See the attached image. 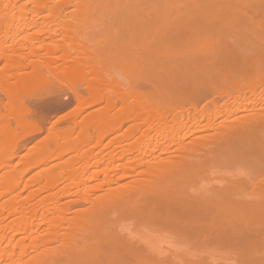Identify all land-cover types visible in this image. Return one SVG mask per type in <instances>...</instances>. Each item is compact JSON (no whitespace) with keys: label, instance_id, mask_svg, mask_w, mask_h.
<instances>
[{"label":"bare ground","instance_id":"obj_1","mask_svg":"<svg viewBox=\"0 0 264 264\" xmlns=\"http://www.w3.org/2000/svg\"><path fill=\"white\" fill-rule=\"evenodd\" d=\"M18 1L0 0V264L188 263L124 218L264 263V0Z\"/></svg>","mask_w":264,"mask_h":264},{"label":"rangeland","instance_id":"obj_2","mask_svg":"<svg viewBox=\"0 0 264 264\" xmlns=\"http://www.w3.org/2000/svg\"><path fill=\"white\" fill-rule=\"evenodd\" d=\"M28 1L27 2H26V0L18 1V3L16 2V4L19 5V3H21V2H26L27 6L30 7L31 6L29 4L30 1L29 2ZM49 1L50 2H48V3L50 5H53V4L57 5L58 3H61V0H49ZM70 3H71V5H74L73 3H76V2H75V0H71ZM15 8H16V5H15ZM68 9L69 8H66L65 12L68 13V11H70L71 8L69 10ZM14 11L16 12V9ZM48 21H49V18H48V20H45L46 23ZM1 24H2V22H1ZM86 35L92 36V34H90V33L86 34ZM81 37L83 38V34ZM115 69L117 72L114 71ZM115 69L113 71L116 74L114 72H112L115 74V77H117V75L118 76L120 75V77H122L123 74H121V71H119L121 68L119 70H117L118 67H116ZM125 76H127V74H125L124 77ZM65 110H66V108H61L56 113H59V115H60ZM56 113L52 112L50 115L53 116ZM28 175L29 174H27V176ZM25 176H24V178H27V176L26 177ZM63 184L64 183H61V185H63ZM63 199H65V197ZM104 214H105V216H108V217L111 216L112 217V213H110L109 211H105ZM133 226H134L133 220H131L129 218H124V221L122 223H120L121 229L127 230V232L129 231V234L134 235L138 238L139 237L144 238V236L147 235V233H148V236H151L150 240L148 241V244L150 246H152L153 248L154 247L158 248V246H160L161 249L163 250V252H165L166 256L169 257V259H171V257H174L177 259H188L189 261L186 264H239L238 261L231 254V249L229 247H226L223 245L205 244V243H201V242L196 243V246H191V245H189L188 240L180 238V237L171 236L169 233L154 232V231H149V230L147 231L145 228L135 227V226L133 227ZM56 243H57V240H54L48 246L51 248ZM3 245L4 244L2 243V247H3ZM262 264H264V263H262Z\"/></svg>","mask_w":264,"mask_h":264},{"label":"clouds","instance_id":"obj_3","mask_svg":"<svg viewBox=\"0 0 264 264\" xmlns=\"http://www.w3.org/2000/svg\"><path fill=\"white\" fill-rule=\"evenodd\" d=\"M105 75H106V77L108 78V79H119L120 80V82H121V84H123V85H127L128 83H129V81L126 79V78H121V77H115L114 76V74L113 73H111L110 71H108V72H106L105 73Z\"/></svg>","mask_w":264,"mask_h":264}]
</instances>
